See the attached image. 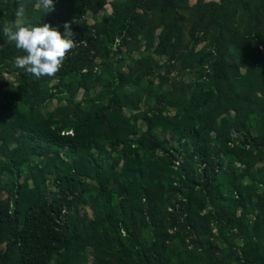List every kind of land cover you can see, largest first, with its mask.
<instances>
[{
    "label": "trees",
    "instance_id": "obj_1",
    "mask_svg": "<svg viewBox=\"0 0 264 264\" xmlns=\"http://www.w3.org/2000/svg\"><path fill=\"white\" fill-rule=\"evenodd\" d=\"M25 3L77 47L14 68L0 0V264H264V0Z\"/></svg>",
    "mask_w": 264,
    "mask_h": 264
},
{
    "label": "clouds",
    "instance_id": "obj_2",
    "mask_svg": "<svg viewBox=\"0 0 264 264\" xmlns=\"http://www.w3.org/2000/svg\"><path fill=\"white\" fill-rule=\"evenodd\" d=\"M11 24L2 26L7 42L23 53L14 59V68L22 69L36 79L55 77L69 52L77 47L69 21L63 32L49 23H33L28 19L25 0H17ZM35 7L46 14L54 10L53 0H36Z\"/></svg>",
    "mask_w": 264,
    "mask_h": 264
},
{
    "label": "rangeland",
    "instance_id": "obj_3",
    "mask_svg": "<svg viewBox=\"0 0 264 264\" xmlns=\"http://www.w3.org/2000/svg\"><path fill=\"white\" fill-rule=\"evenodd\" d=\"M189 1H190L191 3L195 2V0H189ZM189 12L192 13V16L196 17V14H195L194 11L190 10ZM86 19H87L88 21H92V15H91V14H87V15H86ZM197 48H198V50H199V49H200V45H199ZM161 58H162V57H161ZM175 75H176L177 78H180V77H181L180 75L178 76V73H176V71L173 72V73L171 74L172 77H174ZM183 77H184V78H187L186 76H183ZM157 80H159V77H158V75L156 74V76H155V82H156ZM172 81H174V80H172ZM172 83H174V82H172ZM126 115L129 116V114H127V113H126ZM263 162H264V160H263Z\"/></svg>",
    "mask_w": 264,
    "mask_h": 264
}]
</instances>
